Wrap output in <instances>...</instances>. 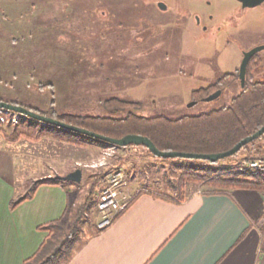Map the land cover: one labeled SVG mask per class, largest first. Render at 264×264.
Listing matches in <instances>:
<instances>
[{
    "label": "rangeland",
    "instance_id": "rangeland-1",
    "mask_svg": "<svg viewBox=\"0 0 264 264\" xmlns=\"http://www.w3.org/2000/svg\"><path fill=\"white\" fill-rule=\"evenodd\" d=\"M263 43L264 1L243 6L240 0H0V98L44 114L52 108L125 114L107 109L108 97L140 101L136 111L145 115L198 114L229 103L241 83L232 81L210 100L193 98L191 91L234 71L242 51ZM260 53L263 60L253 72L258 80L264 79V48ZM13 114L15 122L9 120ZM5 116L0 127L13 151L8 156L20 168V191L39 175L34 165L44 170L49 163L50 175L82 169L81 181L63 180L71 182L74 208L63 222L75 228L78 243L98 227L97 201L114 170L125 173L129 187L174 195L167 181H177L187 169L235 165L246 154L257 155V144L264 157V134L216 164L158 156L142 144L113 145L15 111ZM2 155L0 167L8 175L7 154ZM200 184L189 182L186 195Z\"/></svg>",
    "mask_w": 264,
    "mask_h": 264
},
{
    "label": "crops",
    "instance_id": "crops-1",
    "mask_svg": "<svg viewBox=\"0 0 264 264\" xmlns=\"http://www.w3.org/2000/svg\"><path fill=\"white\" fill-rule=\"evenodd\" d=\"M5 142L0 129V164L6 153L10 170L7 175L0 167V264H22L47 234L38 226L60 218L72 203L71 182H40L12 206L14 197L29 190L20 191V168ZM32 169L39 172L34 180L51 174L49 163ZM130 187L126 182L122 189L134 195L148 188ZM211 188L200 184L181 200L149 188L152 192L135 196L106 226L95 224L65 264H264V189Z\"/></svg>",
    "mask_w": 264,
    "mask_h": 264
},
{
    "label": "trees",
    "instance_id": "trees-1",
    "mask_svg": "<svg viewBox=\"0 0 264 264\" xmlns=\"http://www.w3.org/2000/svg\"><path fill=\"white\" fill-rule=\"evenodd\" d=\"M260 62L259 53L250 59L245 84L232 96L229 103L198 114H184L178 117H170L165 114L145 115L136 111L141 104L140 101L119 97L104 99V106L114 114L125 110V114L120 116L81 114L69 111L58 113L53 108L45 114L109 136L121 137L127 133L142 134L148 136L162 150L172 149L202 153L223 151L264 124V79L258 80L253 77V72ZM237 78L236 70L224 72L208 85L193 89L191 96L200 99L217 88H223ZM0 129L6 136V130ZM263 134L264 132L259 137ZM259 137L245 143L235 153L218 159L216 164L220 160L236 156L242 149L255 143ZM261 146V144L255 146L257 155L246 154L237 159L235 165H219L217 168L206 165L187 169L179 174L177 181H167L175 192L174 195L141 188L134 194L133 199L138 194L152 192L166 198L181 200L186 197L185 191L189 182L210 185L212 186L211 192H224L237 187L264 189V169L251 167L244 163L247 159L261 157L259 155L262 152ZM200 159L210 163L208 159ZM63 180L55 175L37 178L27 187L29 191L14 197L11 204L14 206L30 196L40 182L61 183L64 182ZM87 205L85 202L77 208L79 210L74 211L76 214L82 213ZM72 209H74L72 203H68L60 218L38 226L47 230V234L38 248L27 256L22 264L66 263L77 248L79 239L75 228L72 226L68 228L63 222Z\"/></svg>",
    "mask_w": 264,
    "mask_h": 264
},
{
    "label": "water",
    "instance_id": "water-1",
    "mask_svg": "<svg viewBox=\"0 0 264 264\" xmlns=\"http://www.w3.org/2000/svg\"><path fill=\"white\" fill-rule=\"evenodd\" d=\"M243 6H254L260 4L264 0H240ZM160 8H166V4L162 1L158 2ZM264 48V44H258L252 46L251 48L243 51V56L239 65V78L241 86L243 87L245 84V77H246V70L247 65L249 62L250 57L259 51L260 49ZM221 88H217L210 92L209 94L205 95L203 99L210 100L212 98L217 97L221 93ZM194 101L190 102L189 104L193 103ZM0 107L15 111L19 114H23L34 119L47 122L65 129H69L75 132H80L83 134H87L94 138L109 142L113 145L117 146H127L131 144H142L145 145L152 153L158 156H178V157H191V158H202L208 159L211 163L217 162L218 159L223 158L225 156L231 155L238 151L245 143L259 137L264 132V124L256 129L254 132L246 135L245 137L238 140L232 147L218 152H210V153H202V152H189V151H181V150H172L166 149L162 150L158 148L155 143L148 137L138 133H127L121 137H114L109 136L100 132H96L94 130H90L88 128L81 127L77 124H73L70 122H66L62 119L54 117L52 115H47L41 112H38L32 108L26 107L19 103L7 102L0 99ZM61 179L69 180V181H81L82 178V169L80 167H76L64 174H55Z\"/></svg>",
    "mask_w": 264,
    "mask_h": 264
},
{
    "label": "built area",
    "instance_id": "built-area-1",
    "mask_svg": "<svg viewBox=\"0 0 264 264\" xmlns=\"http://www.w3.org/2000/svg\"><path fill=\"white\" fill-rule=\"evenodd\" d=\"M10 112L11 110L0 107V120H8L5 115L10 114ZM9 120L12 122L17 121V115L13 114ZM244 163L251 167L264 169V157L247 159ZM124 184H126V178L125 173H123L122 170L117 169L109 174V178L101 189L97 201L98 212L100 215L98 227L102 228L106 226L115 214L124 210L132 201L134 195L122 189Z\"/></svg>",
    "mask_w": 264,
    "mask_h": 264
},
{
    "label": "flooded vegetation",
    "instance_id": "flooded-vegetation-1",
    "mask_svg": "<svg viewBox=\"0 0 264 264\" xmlns=\"http://www.w3.org/2000/svg\"><path fill=\"white\" fill-rule=\"evenodd\" d=\"M241 2V1H240ZM262 3V2H261ZM242 4V3H241ZM258 5V4H257ZM264 44V43H263ZM258 45V44H257ZM251 48V47H250ZM249 49V48H248ZM263 49V48H262ZM262 49H260L259 51H257L256 53H254L251 57H250V59L254 56V55H256V54H258L259 53V55H260V57H261V62H262V60H263V56L261 55V53H260V51L262 50ZM247 50V49H246ZM242 56H243V51H242ZM242 59V58H241ZM250 59H249V61H250ZM241 62V61H240ZM260 62V63H261ZM249 63V62H248ZM259 63V64H260ZM258 64V65H259ZM240 65V64H239ZM248 66V65H247ZM236 71H237V73H238V78H237V81H239L240 82V78H239V66L235 69ZM246 73H247V70H246ZM245 80H246V77H245ZM242 87V86H241ZM222 89V88H221Z\"/></svg>",
    "mask_w": 264,
    "mask_h": 264
}]
</instances>
